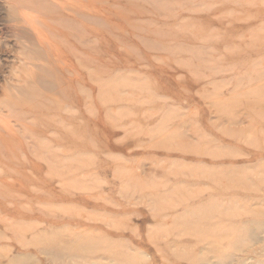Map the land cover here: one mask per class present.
<instances>
[{
    "label": "rangeland",
    "instance_id": "rangeland-1",
    "mask_svg": "<svg viewBox=\"0 0 264 264\" xmlns=\"http://www.w3.org/2000/svg\"><path fill=\"white\" fill-rule=\"evenodd\" d=\"M0 264H264V0H0Z\"/></svg>",
    "mask_w": 264,
    "mask_h": 264
},
{
    "label": "bare ground",
    "instance_id": "bare-ground-1",
    "mask_svg": "<svg viewBox=\"0 0 264 264\" xmlns=\"http://www.w3.org/2000/svg\"><path fill=\"white\" fill-rule=\"evenodd\" d=\"M32 4V3H31ZM19 7V6H18ZM17 7V8H18ZM29 7V6H28ZM26 8V7H25ZM27 11V10H26ZM23 12V11H22ZM15 16V18H18L17 17V15H14ZM24 20H26V18H24ZM25 22H27L26 24H30V22L27 20V21H25ZM36 24V23H35ZM42 24V23H41ZM25 26V25H24ZM38 34V33H37ZM31 63V62H30ZM203 215V214H202ZM210 216V215H209ZM217 219V218H216ZM229 235V234H228ZM236 243V242H235Z\"/></svg>",
    "mask_w": 264,
    "mask_h": 264
}]
</instances>
